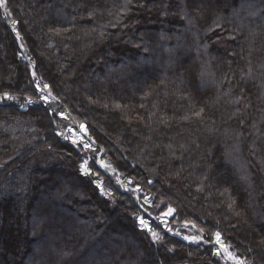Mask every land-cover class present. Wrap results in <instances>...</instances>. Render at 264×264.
<instances>
[{"label": "trees", "instance_id": "obj_1", "mask_svg": "<svg viewBox=\"0 0 264 264\" xmlns=\"http://www.w3.org/2000/svg\"><path fill=\"white\" fill-rule=\"evenodd\" d=\"M4 93L0 264H264V0H7Z\"/></svg>", "mask_w": 264, "mask_h": 264}, {"label": "rangeland", "instance_id": "obj_2", "mask_svg": "<svg viewBox=\"0 0 264 264\" xmlns=\"http://www.w3.org/2000/svg\"><path fill=\"white\" fill-rule=\"evenodd\" d=\"M44 90H39V98H40V100H41V97H46L45 96V93L43 92ZM44 100V99H43ZM28 101V99H26V100H24L23 102H21V104L22 105H24V104H26V103H28L27 102ZM45 101V100H44ZM46 101H48V98H47V100ZM51 101V100H50ZM22 107V106H21ZM66 113V112H65ZM61 115H64V112L63 111H60V112H58V117L59 118H61L62 119V116ZM66 115V117L65 118H67V117H69L68 116V114H65ZM64 120V119H63ZM66 120H68V119H66ZM65 120V121H66ZM70 120V124L69 125H67L66 127H65V130H63L62 131V129L60 128V130H59V132H58V134L59 135H61L63 138H65V139H68V141H70V139H69V137H71L72 138V136H74V137H77V134L78 133H80V136H81V139H83V140H81V144L80 145H82V147H83V149L85 150V152L86 153H88V152H90V149L92 148V146H91V141H90V138H88L87 137V135H88V132H87V134H85V131L84 130H82V128H81V125H83V124H79V123H74V122H72L71 121V119H69ZM84 126V125H83ZM78 130V131H77ZM72 134V135H71ZM71 135V136H70ZM68 136V137H67ZM72 140V142L73 141H75V139H71ZM85 144H87V145H89V147H85ZM89 161V159L88 158H83V161L81 162V165L82 164H86V166L88 165V162ZM98 164H100V166H103V167H107L106 165H105V162L103 161V160H98ZM88 168V167H87ZM96 184L98 185H101V183H100V181H98V182H96ZM140 218H142L143 220H144V222H145V224L148 226V228H150L152 231H154L155 233H157L158 234V232L157 231H155L154 229H153V227H151L150 226V224H149V222L145 219V218H143L142 216H139L138 217V223H139V219ZM168 219H164V218H159V221H158V223H160L161 224V226H162V228H163V230H165V232H168L170 235H175V234H179L178 233V231H177V229L175 228V229H173L172 227H170V224H168ZM140 224V223H139ZM141 226V225H140ZM142 227V226H141ZM148 228H145L147 231H149L148 230ZM151 234V233H150ZM152 236V235H151ZM153 237V236H152ZM179 237L181 238V239H183L184 241H186V242H192L191 241V239H189V240H185L184 239V237H186V235H179ZM187 237H189V238H192V237H195V236H187ZM196 238V237H195ZM153 239L154 240H156L154 237H153ZM199 239V238H198ZM197 239V240H198ZM200 240V239H199ZM222 242H223V245H225V246H227L226 244H225V242L223 241V239H222ZM212 245H213V253H215L216 254V252L219 250V252H220V255H218V256H220L221 258H222V260L224 261V262H228L229 264H236V260H241V261H243L244 262V264H246L245 263V261L243 260V259H241V258H239V257H237L233 252H231L230 251V249H229V251L232 253V255L234 256V257H236V260H233V259H230L225 253H224V250H223V247L220 245V244H217L216 243V241H215V234H214V236H213V240H212Z\"/></svg>", "mask_w": 264, "mask_h": 264}, {"label": "snow or ice", "instance_id": "obj_3", "mask_svg": "<svg viewBox=\"0 0 264 264\" xmlns=\"http://www.w3.org/2000/svg\"><path fill=\"white\" fill-rule=\"evenodd\" d=\"M6 7H7V0H0V8H6ZM14 25H15V22H14ZM14 30H15V27H14ZM59 32H60V30L57 29V30H56L57 35H59ZM17 38H19V34H17ZM33 75H35V73H33ZM44 88L47 89V88H49V86H48V85H44ZM49 95H51L50 92H49ZM2 99L10 100V99H15V97H10L7 93H4ZM41 99H44V100L46 101V100H47V97H41ZM53 99H55V97H53ZM27 102H28L29 104H31L33 101H32L31 99H28ZM202 112H203V109H201L200 112H197V113H196V116H200ZM184 119L187 120L188 117H184ZM81 128H82V130L85 131V134H87V130H86L85 126L81 125ZM73 143H76V141H73ZM85 147L87 148V147H89V145L85 144ZM81 171H82V173L85 174V175H88V174H89V169L87 168L86 164H82V165H81ZM97 188L100 189L102 195H104V194L110 195V193H105V190L102 188L101 185L98 184V185H97ZM173 212H174V209L169 208V209H168V212L165 213V215H172ZM139 223H140V225H141L143 228H148V226L145 224V222H144V220H143L142 218L139 219ZM148 230H149V232L151 233V235H152L155 239H159V236H158L157 233H155L154 231H152L150 228H148ZM184 239H185V240H189V239H191L192 242H199V241L197 240V238H195V237L189 238V237L186 236V237H184ZM215 241H216L217 244H220V245L223 247L224 253H225L230 259L236 260V257H234V256L232 255V253L229 251V247L223 245L222 237H221V234H220L219 232L215 233ZM216 255H220L219 250L216 252ZM236 264H244V262L241 261V260H236Z\"/></svg>", "mask_w": 264, "mask_h": 264}, {"label": "built area", "instance_id": "obj_4", "mask_svg": "<svg viewBox=\"0 0 264 264\" xmlns=\"http://www.w3.org/2000/svg\"><path fill=\"white\" fill-rule=\"evenodd\" d=\"M37 88H38L39 90H42V88H41L39 85H37ZM2 97H3V94L0 95V102L6 101L5 99H2ZM46 97L48 98V101H44V100H43V101L47 103V102H49V101L51 100V98H50L49 96H46ZM52 101H57V98L52 99ZM28 104H29V103H26V104L22 105V108L25 109V108L27 107ZM61 116H62V118H65V117H66L65 113H64V115H61ZM65 119H69V117H67V118H65ZM77 131H78V130H77ZM71 135H72V134H71ZM71 135H70V136H71ZM69 139H70V141H72L71 139H75L76 144H81V140H83V139H81L80 133L77 134V137L72 136V138L69 137Z\"/></svg>", "mask_w": 264, "mask_h": 264}, {"label": "water", "instance_id": "obj_5", "mask_svg": "<svg viewBox=\"0 0 264 264\" xmlns=\"http://www.w3.org/2000/svg\"><path fill=\"white\" fill-rule=\"evenodd\" d=\"M171 209H172V208H171ZM167 212H168V209H167L164 213H162L160 217H161V218H164V219H168V220H170V219L173 217L175 211L173 212L172 215H165V213H167Z\"/></svg>", "mask_w": 264, "mask_h": 264}]
</instances>
